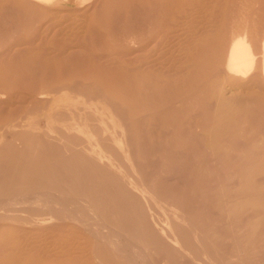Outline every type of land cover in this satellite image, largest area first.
<instances>
[{
  "label": "rangeland",
  "instance_id": "rangeland-1",
  "mask_svg": "<svg viewBox=\"0 0 264 264\" xmlns=\"http://www.w3.org/2000/svg\"><path fill=\"white\" fill-rule=\"evenodd\" d=\"M53 1L0 0V264H264V102L220 103L209 66L236 27L264 32V0Z\"/></svg>",
  "mask_w": 264,
  "mask_h": 264
},
{
  "label": "bare ground",
  "instance_id": "bare-ground-1",
  "mask_svg": "<svg viewBox=\"0 0 264 264\" xmlns=\"http://www.w3.org/2000/svg\"><path fill=\"white\" fill-rule=\"evenodd\" d=\"M41 1V0H40ZM43 1H46V0H43ZM48 1L49 0H47V3H48ZM55 1V0H54ZM53 1V2H54ZM57 1V0H56ZM53 2H51V4L53 3ZM203 4V3H202ZM248 4V3H247ZM141 8V7H140ZM241 8V7H240ZM239 8V9H240ZM242 9V8H241ZM251 9V8H250ZM241 12V11H240ZM86 15V14H85ZM206 18V17H205ZM259 19V18H258ZM242 20V19H241ZM238 22V21H237ZM151 24V23H150ZM257 24V23H256ZM193 26V25H192ZM229 26V25H228ZM233 26V25H232ZM231 26V27H232ZM183 28V27H182ZM161 29V28H160ZM190 29V28H189ZM228 29H230V28H228ZM260 29V28H259ZM178 30V29H177ZM153 31V30H152ZM155 31V30H154ZM197 31V30H196ZM134 32V31H133ZM132 32V33H133ZM135 33V32H134ZM168 33V32H167ZM141 34V33H140ZM166 34V33H165ZM164 34V35H165ZM176 34V33H175ZM174 34V35H175ZM193 34V33H192ZM226 34V33H225ZM224 34V35H225ZM135 35H136V33H135ZM137 35H139V33L137 34ZM159 35H160V33H159ZM162 35V34H161ZM171 35V34H170ZM163 36V35H162ZM166 36H168V35H166ZM172 36V35H171ZM196 36V35H195ZM139 37H140V35H139ZM169 37V36H168ZM192 37V36H191ZM133 38V37H132ZM136 38V37H135ZM135 38H133V44L134 45H132L133 47V49H132V52H131V65H132V68H133V71H134V75L133 76H135V77H133L134 78V80H136L135 82H137V84L141 87V85L142 86H146L147 85V82H148V78H147V76H146V72H148L147 71V69H148V67H150L149 65H150V57L148 56V51H146V50H144L145 49V47L147 46V45H142V44H140L139 42H138V40H136ZM138 38V37H137ZM158 38H159V36H158ZM222 38H224V37H222ZM156 39H157V37H156ZM207 39V38H206ZM221 39V38H220ZM219 39V40H220ZM158 40V39H157ZM162 40V39H161ZM161 40H158V41H156V43L153 45V47L152 48H154L155 50L157 49V48H159L158 46L160 45V41ZM143 41V40H142ZM163 41H164V39H163ZM168 41V40H167ZM210 41V40H209ZM222 41V40H221ZM153 42H154V40H153ZM184 42V41H183ZM215 42V41H214ZM143 43V42H142ZM149 43V42H148ZM201 43V42H200ZM204 43V42H203ZM206 43V42H205ZM222 43H223V41H222ZM221 43V44H222ZM225 45H224V50L222 51V53L220 54V53H218V54H220V55H217V52H215L216 54H213V55H215V56H213L214 58L212 59L213 60V62H212V67H211V61H210V70L212 71V69H213V72H214V74L216 75V78H217V80H216V88H213V89H217L216 91H217V97L219 98V99H217L218 101H220V103H225L226 101H225V92H226V90H228V88H230V87H233V85H237V84H239L240 86H241V88H246V89H248V91H249V93H250V91H251V97L249 96L248 98H252V97H256V98H260L263 102H264V100H263V98H264V32H262V33H259L258 31H257V29H256V27L254 26V25H247V22H246V25L244 24H242V25H240V26H238V27H236V29H234L233 30V32H230L228 35H227V38H226V40H225ZM149 45V44H148ZM199 45V44H198ZM197 45V46H198ZM218 45H219V43H218ZM217 45V46H218ZM201 46V45H200ZM222 46V45H221ZM220 46V47H221ZM150 47V46H149ZM161 47V46H160ZM163 47V46H162ZM167 47H169V46H167ZM151 48V49H152ZM147 49V48H146ZM153 49V50H154ZM173 49V48H172ZM197 49V48H196ZM195 49V50H196ZM204 49V48H203ZM217 49V48H216ZM215 49V50H216ZM220 49V48H219ZM148 50V49H147ZM150 50V49H149ZM164 50H165V48H164ZM170 50V49H169ZM177 50V49H176ZM185 50H186V48H185ZM189 50V49H188ZM221 50H222V48H221ZM143 51V53H140V52H142ZM210 51V50H209ZM220 51V50H219ZM218 51V52H219ZM195 52V51H194ZM158 53H159V51H158ZM224 53V54H223ZM165 54H167V52H162V54H159V55H157L156 57H157V60H158V62H159V59L160 58H162V57H165L166 55ZM170 54H173L172 52L170 53ZM184 54V53H183ZM175 55V54H174ZM186 56H188V54L186 55ZM204 56H205V54H204ZM167 57V56H166ZM212 57V56H211ZM173 58V57H172ZM153 59V58H152ZM164 59V58H163ZM166 59H170V58H166ZM160 60H162V59H160ZM171 60V59H170ZM189 60H190V58H188L187 60H185L184 61V64H188L189 63ZM120 61V60H119ZM153 62V61H152ZM151 62V63H152ZM165 62V61H164ZM167 62V61H166ZM179 62H180V60H179ZM163 63V62H162ZM169 63V62H168ZM181 63V62H180ZM179 63V64H180ZM209 63V62H208ZM107 64V63H106ZM154 65V64H153ZM164 65V64H163ZM175 66H177V65H175ZM175 66H173V67H175ZM189 67V66H188ZM143 68V69H142ZM181 68V67H180ZM183 68V67H182ZM181 68V69H182ZM212 68V69H211ZM209 69V68H208ZM183 71H185L184 69H182ZM194 71V70H193ZM210 72V71H209ZM212 72V73H213ZM148 73H150V72H148ZM160 73V72H159ZM211 73V72H210ZM177 74V73H176ZM191 74V73H190ZM151 74H149L148 76H150ZM215 77V76H214ZM213 77V78H214ZM215 80V79H214ZM157 81V80H156ZM195 81V80H194ZM86 82V81H85ZM174 82V81H173ZM184 82V81H183ZM157 83V82H156ZM172 83V82H171ZM198 83V82H197ZM65 86V85H64ZM68 86V85H67ZM209 86V85H208ZM57 88V87H56ZM148 88V87H147ZM147 88H145V89H147ZM143 89V88H142ZM233 89V88H232ZM144 90V89H143ZM244 90V89H243ZM230 91V90H229ZM239 91H240V89H239ZM43 92V91H42ZM211 92V91H210ZM236 92V91H235ZM238 92V91H237ZM246 92V91H245ZM56 93V92H55ZM231 93V92H230ZM233 93V92H232ZM242 93V92H241ZM248 93V94H249ZM157 94V93H156ZM165 94V93H164ZM214 95H216V93L214 94ZM230 95V94H229ZM232 95V94H231ZM211 96V95H210ZM216 97V96H215ZM61 98V97H60ZM60 98H54L53 100H55V99H60ZM13 99V98H12ZM18 99V98H17ZM144 100V99H143ZM214 100H215V98H214ZM213 100V101H214ZM250 100V99H249ZM253 100V99H252ZM260 100V102H262ZM64 101H66V100H64ZM178 101V100H177ZM57 102V101H56ZM70 102V101H69ZM72 102V101H71ZM63 103V102H62ZM61 103V104H62ZM65 103V102H64ZM67 103V102H66ZM69 104H71V103H69ZM69 104H68V107H69ZM63 105V104H62ZM62 105H59V106H61V107H59V108H61V110H63L64 108H62ZM65 105V104H64ZM72 106V107H71ZM70 106V108L69 109H71L72 108V110H73V105H71ZM220 106V105H219ZM223 106V105H222ZM64 107V106H63ZM68 107H67V109H68ZM179 107V106H178ZM211 107V106H210ZM217 107V106H216ZM219 108H222V107H219ZM66 109V108H65ZM64 109V111H67V109L65 110ZM68 109V110H69ZM184 109V108H183ZM217 108H215V110H216ZM60 110V111H61ZM150 110V109H149ZM194 110V109H193ZM219 110H221V109H219ZM69 111H71V110H69ZM61 112H63V111H61ZM60 112V113H61ZM76 112V111H75ZM183 112V111H182ZM67 113V112H66ZM68 113H70V114H68ZM66 115H73L74 113H72V111L71 112H68ZM151 113V112H150ZM64 114H65V112H64ZM222 114V113H221ZM220 113L219 114H217L216 113V115L217 116H220L221 115ZM65 115V116H66ZM72 115L71 116H69L70 117V119H71V117H72ZM215 115V116H216ZM75 116V115H74ZM74 116L72 117V118H74ZM68 117V116H67ZM215 119H216V117H214ZM227 118V117H226ZM71 120H73V119H71ZM220 121L221 122H219V123H223V120H221L220 119ZM233 121V120H232ZM228 122H230V121H228ZM234 122V121H233ZM218 122H217V119H216V121H215V123H214V126L212 127V129H210V132L207 134V136H208V138H209V142H208V145L211 147V134L212 135H215V134H217L218 133V131H219V125H221V124H219ZM49 124V123H48ZM226 125V124H225ZM231 125V124H230ZM222 126V125H221ZM227 126H228V124H227ZM63 127H65V126H63ZM69 127H71V126H69ZM68 127V128H69ZM199 127V126H198ZM229 127V126H228ZM227 127V128H228ZM232 127V126H231ZM72 129L74 128L73 126L71 127ZM81 128V127H80ZM100 127H98V129H99ZM106 128V127H105ZM71 129V130H72ZM102 129H104V128H101L100 130V132H102ZM220 129H221V127H220ZM88 130V129H87ZM107 130V129H106ZM223 130V129H222ZM64 131H65V129H64ZM81 131V130H80ZM99 131V130H98ZM172 131V130H171ZM233 131V130H232ZM68 132V131H67ZM67 132H65V133H67ZM89 132V131H88ZM106 132H108V131H106ZM106 132H104V130H103V132H102V134L103 133H105L106 134ZM117 133V132H116ZM72 134V133H71ZM93 134V133H92ZM97 134V133H96ZM108 134V133H107ZM222 134V133H221ZM68 135V134H67ZM70 135V134H69ZM99 135V134H98ZM97 135V136H98ZM218 135V134H217ZM65 136V135H64ZM232 136V135H231ZM67 137V136H66ZM74 137V136H73ZM213 138V137H212ZM235 138V137H234ZM23 139V138H22ZM64 139V138H63ZM206 139V138H205ZM25 140V139H24ZM66 140V139H65ZM23 141V140H22ZM216 142V141H215ZM217 143V142H216ZM214 144V143H213ZM232 145V144H231ZM91 147V146H90ZM90 147H89V149H90ZM85 149H87V147H85ZM94 149V148H93ZM93 149H91L92 151H94ZM39 151V150H38ZM16 153V152H15ZM217 153V152H216ZM37 155V154H36ZM54 155V154H53ZM58 158V157H57ZM56 158V159H57ZM24 159V158H23ZM36 159H38V158H36ZM46 159V158H45ZM59 159V158H58ZM8 161V160H7ZM23 161V160H22ZM42 161V160H41ZM43 161H44V159H43ZM47 162H48V159L46 160ZM51 161V160H50ZM50 161L48 162V163H50ZM55 161V160H54ZM53 161V162H54ZM14 163V162H13ZM12 163V164H13ZM46 163V162H45ZM39 164H40V166H41V164L42 163H40L39 162ZM47 164V163H46ZM46 164H45V166H46ZM53 164V163H52ZM47 165H49V164H47ZM51 165V164H50ZM7 166H8V163H7ZM16 166V165H15ZM53 166H54V164H53ZM53 166H51V168H49V170L48 169H46V170H48L50 173H53V170H55V169H53L52 167ZM58 166V165H57ZM9 167H11L10 165H9ZM47 167V166H46ZM49 167V166H48ZM32 168H34V167H32ZM11 169H13V168H10L9 170L12 172V170ZM43 169H45L44 167H43ZM63 169V168H62ZM33 170H35V169H33ZM37 170V169H36ZM35 170V171H36ZM42 170V169H41ZM9 171V172H10ZM56 171V170H55ZM10 172V173H11ZM30 172V171H29ZM44 172H45V170H44ZM49 172H47V173H49ZM58 172V171H57ZM61 172V171H60ZM68 172V171H67ZM37 173V172H36ZM39 173H40V171H39ZM85 173V172H84ZM42 174V173H41ZM39 175L40 177L41 176H43V175ZM44 174V173H43ZM60 174V173H59ZM64 174H65V172H64ZM26 175V174H25ZM28 175H29V173H28ZM35 175V173L33 174V176ZM37 175L38 174H36L35 176H36V178H38L37 177ZM49 175H51V174H49ZM55 175H56V177H55V179L54 180H56V178H57V175L58 174H56L55 173ZM89 175V174H88ZM29 176H32V175H29ZM32 176V177H33ZM45 176V175H44ZM43 176V177H44ZM52 176H54V175H51V177ZM20 177V176H19ZM31 177V178H32ZM40 177H39V181L41 180L40 179ZM51 177H49V178H51ZM8 178V177H7ZM15 178V177H14ZM30 178V179H31ZM48 178V177H47ZM48 178V179H49ZM6 179V178H5ZM10 179H12V178H10ZM33 179V178H32ZM42 179H44V178H42ZM59 179V178H58ZM8 180V179H7ZM36 180V179H35ZM45 180H46V178H45ZM50 180H52V179H50ZM65 180H67L66 178H65ZM69 180V179H68ZM19 181V180H18ZM29 181V180H28ZM44 181V180H43ZM43 181H41V182H43ZM71 181V180H70ZM69 181V182H70ZM20 182V181H19ZM22 182V181H21ZM12 183V182H11ZM24 183V182H23ZM37 183H40V182H38V179H37V182H35L34 180L33 181H31L30 180V183H27V185H29L30 187L31 186H35L36 187V185H34V184H37ZM44 183L45 182H43V185H44ZM51 183H53V185H54V182H51ZM51 183L49 184V185H51ZM56 183V182H55ZM13 184V183H12ZM45 184H47V183H45ZM69 184H71V183H69ZM18 185V184H17ZM21 185V184H20ZM26 185V184H25ZM38 185V184H37ZM40 185V184H39ZM42 185V186H43ZM4 186H6V185H4ZM56 186H57V183L55 184V186H54V188H56ZM72 187L74 186L73 184L71 185ZM23 187H26V189H27V186H23ZM38 187V186H37ZM44 187V186H43ZM51 187V186H50ZM59 187V186H58ZM5 189V187H3L2 185H1V190L2 189ZM33 188V187H32ZM41 188V187H40ZM53 188V187H52ZM18 189H19V187H18ZM22 189V188H21ZM28 189H30V188H28ZM46 189H48V188H46ZM73 189H74V187H73ZM20 190V189H19ZM23 190V189H22ZM35 190H36V188H35ZM38 190V189H37ZM42 190V189H41ZM49 190V189H48ZM48 190H47V192H48ZM65 190V189H64ZM9 191V190H8ZM31 191V190H30ZM44 191V190H43ZM50 191V190H49ZM53 191V190H52ZM42 192V191H41ZM56 192V191H55ZM69 191H67V193H68ZM97 192H98V190H97ZM24 193H25V191H24ZM26 193H27V191H26ZM29 193V192H28ZM27 193V194H28ZM33 193V192H32ZM65 193V192H64ZM34 194V193H33ZM36 194L38 195V193L36 192ZM40 195H41V193H39ZM50 194V193H49ZM53 194V193H52ZM78 194H79V192H78ZM77 194V195H78ZM74 195V194H73ZM76 195V196H77ZM84 195V194H83ZM99 195V194H98ZM46 196H47V194H46ZM5 197V196H4ZM41 197V196H40ZM87 197V196H86ZM35 199H37V200H35ZM43 199V197H41V198H39V197H37V198H35V197H28V198H25V197H21L20 198V200L18 201V200H16V201H18L17 203H7L6 204V207L8 208V206H12V207H14V206H18V205H21V206H34V207H38L39 209H43V206L45 207V205H46V202H45V205H43L42 204V200ZM83 200V199H82ZM9 202V201H8ZM33 204H37V206H35V205H33ZM4 205V207H5V204H3ZM49 205V204H48ZM10 206V207H11ZM19 207V206H18ZM56 208V207H55ZM31 210V209H30ZM45 210V209H44ZM47 210V209H46ZM46 210H45V212H46ZM52 210V209H51ZM37 211V210H36ZM48 211V210H47ZM29 212V211H28ZM34 212V211H33ZM62 212V211H61ZM9 213V212H8ZM24 213V212H23ZM11 216V215H10ZM62 216H64V215H62ZM17 217V216H16ZM48 218V217H47ZM80 218V217H79ZM78 222V221H77ZM100 222H101V220H100ZM72 223V222H71ZM102 223V222H101ZM109 223V222H108ZM117 223V222H116ZM119 223V222H118ZM92 224H94V222L92 223ZM98 224V223H97ZM119 224H121V227H123L124 229H127L128 227H127V225L129 224V223H127V222H120ZM37 225V224H36ZM86 225V224H85ZM84 225V226H85ZM91 225V224H90ZM95 226H89V227H84V229H85V231H88V232H90V233H92V235L93 234H95V232H96V229L97 228H99V227H97V225H96V223L94 224ZM114 225V224H113ZM112 225V226H113ZM82 226V225H81ZM101 226H103V225H101ZM130 226V225H129ZM132 227V226H131ZM57 228V227H56ZM60 228V227H59ZM72 228V227H71ZM116 228V227H115ZM62 229V228H61ZM67 229V228H66ZM70 229V228H69ZM122 229V228H121ZM74 230V229H73ZM71 231V230H70ZM77 231V230H76ZM74 232V231H73ZM89 233V234H90ZM113 233V232H112ZM117 233V232H116ZM97 234V233H96ZM142 234V233H141ZM61 235V234H60ZM142 236V235H141ZM98 237H99V235H98ZM30 238V237H29ZM101 238V237H100ZM108 239V238H107ZM110 239V238H109ZM94 240V239H93ZM102 241V240H101ZM102 242H104V241H102ZM142 242V241H141ZM3 243V242H2ZM114 243V242H113ZM108 244V243H107ZM98 245H100V244H98ZM116 245V244H115ZM91 246V245H90ZM93 246V245H92ZM92 246H91V248H92ZM102 246L103 245H101L100 246V248H99V250L97 251V253H99L101 256L102 255H106L107 254V251H109L111 254H108V255H106L105 257V259L106 260H111V259H113V257H114V255L116 254V253H114L113 252V250L111 249L110 250V248H109V246H107V245H105V246H103L104 248L103 249H101L102 248ZM73 247V246H72ZM93 248H95V247H93ZM108 250H107V249ZM114 248V247H113ZM6 249V248H5ZM67 249V248H66ZM90 249V248H89ZM97 249V248H96ZM39 250V249H38ZM95 251V250H94ZM3 252V251H2ZM11 252V251H10ZM90 252H92V251H90ZM54 253V252H53ZM94 252H92V254H93ZM97 253H95V254H93V256L94 255H96ZM38 254V253H37ZM137 255V254H136ZM15 256V255H14ZM33 256V255H32ZM91 256V255H90ZM97 256V255H96ZM229 256V255H228ZM5 257H7V256H5ZM124 257V256H123ZM40 258V257H39ZM48 258V257H47ZM92 258H94V259H96L95 258V256L94 257H92ZM29 259V258H28ZM129 259V258H128ZM6 260H8V259H6ZM13 260V259H12ZM96 260H100V259H96ZM122 260V259H121ZM228 260H229V258H228ZM35 261V260H34ZM91 261V260H90ZM112 261V260H111ZM226 261V260H225ZM36 262V261H35ZM45 262V261H44ZM229 262V261H228ZM2 263V262H1ZM97 263V262H96ZM132 263V262H131ZM155 263V262H154ZM230 263V262H229ZM232 263V262H231ZM3 264V263H2ZM49 264H51V263H49ZM103 264V263H102ZM108 264V263H107ZM111 264V263H110ZM134 264V263H133Z\"/></svg>",
  "mask_w": 264,
  "mask_h": 264
}]
</instances>
